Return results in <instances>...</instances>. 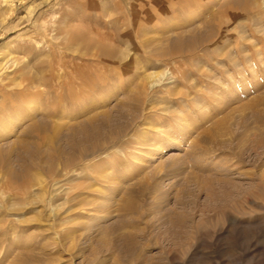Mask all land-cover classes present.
Instances as JSON below:
<instances>
[{
	"label": "rangeland",
	"instance_id": "374dc122",
	"mask_svg": "<svg viewBox=\"0 0 264 264\" xmlns=\"http://www.w3.org/2000/svg\"><path fill=\"white\" fill-rule=\"evenodd\" d=\"M0 264H264V0H0Z\"/></svg>",
	"mask_w": 264,
	"mask_h": 264
},
{
	"label": "bare ground",
	"instance_id": "6f19581e",
	"mask_svg": "<svg viewBox=\"0 0 264 264\" xmlns=\"http://www.w3.org/2000/svg\"><path fill=\"white\" fill-rule=\"evenodd\" d=\"M6 47V44L2 46V48H5Z\"/></svg>",
	"mask_w": 264,
	"mask_h": 264
}]
</instances>
